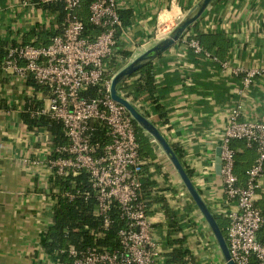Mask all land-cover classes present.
<instances>
[{
  "label": "crops",
  "instance_id": "0c3cea01",
  "mask_svg": "<svg viewBox=\"0 0 264 264\" xmlns=\"http://www.w3.org/2000/svg\"><path fill=\"white\" fill-rule=\"evenodd\" d=\"M118 1L120 13H130L117 42L119 52L128 55L114 56L122 67L163 38L155 34L159 24L185 18L199 0ZM50 19L38 6L23 0H0V38L19 39L32 29L47 27ZM189 38L198 39L210 53L216 50L218 60H229L233 66L264 68V0H212L180 39L144 63L154 70L158 99L143 94L135 103L168 142L182 150V162L191 170L195 187L213 214H222L227 224L223 211L233 203L226 201L221 178L215 172V149L220 145L226 112L233 104H242L240 119L264 120V74L255 77L242 95L238 91L241 77L222 72L217 61L195 54L186 45ZM136 71L123 81L135 82L139 78ZM26 80L4 64L0 69V264L52 263L39 245L52 223L51 135L45 129H29L22 120L25 101L35 90ZM155 107L165 113V122ZM153 152L152 162L158 167L149 166L156 181L152 194L164 195L183 230H189L187 235L183 230L178 235L185 234L193 261L223 264L209 226L178 185L171 163L162 152L154 148ZM255 204L264 211V174ZM150 211L155 236L163 239L166 218L160 203H152Z\"/></svg>",
  "mask_w": 264,
  "mask_h": 264
},
{
  "label": "built area",
  "instance_id": "2783aa9c",
  "mask_svg": "<svg viewBox=\"0 0 264 264\" xmlns=\"http://www.w3.org/2000/svg\"><path fill=\"white\" fill-rule=\"evenodd\" d=\"M55 2L64 11L62 32L50 37L45 45L10 46L4 65L15 75L31 78L44 89L34 90L28 97V103L40 102L27 108L31 116L46 115L62 123L67 143L55 146L53 156L50 150V171L59 175L86 172L94 199L92 212L99 219L97 227L106 230L115 219L121 221L112 245L85 249L71 245L60 251L66 252L67 264H171L165 260L163 239L155 236L147 203L141 198L139 177L145 160L139 155L132 117L110 96L111 79L123 67L121 61L114 66L110 63L119 50L117 32L123 27L120 3L88 0V22L99 29L89 39L83 36L84 24L77 14L82 0H23L24 4L38 6L45 12L51 18L46 22L49 25L55 21L41 5ZM179 21L159 24L155 34L166 36ZM186 45L195 54L217 61L222 72L240 76L238 91L242 95L255 77L264 74L263 67L242 68L231 65L229 60H218L196 38L187 39ZM89 86H96L99 92L91 99L82 96ZM119 86L118 94L125 97ZM241 113V103L228 108L219 145L221 185L226 201L233 203L223 211L227 220L226 242L234 264H264V244L257 238L264 217L255 204L259 179L264 174V120L240 119ZM98 124L108 137L104 144L91 139ZM232 140H243L257 154L243 183H239L234 173ZM62 195L69 199L75 196L70 191H63ZM182 264L192 263L186 260Z\"/></svg>",
  "mask_w": 264,
  "mask_h": 264
},
{
  "label": "trees",
  "instance_id": "16d2710c",
  "mask_svg": "<svg viewBox=\"0 0 264 264\" xmlns=\"http://www.w3.org/2000/svg\"><path fill=\"white\" fill-rule=\"evenodd\" d=\"M44 10L47 11L50 16L52 15L56 25L50 23L49 26H39L37 29H32L23 34L19 39L16 37L6 39L0 38V69L3 67L6 59L7 51L10 46L17 45L19 43H31L34 45H45L49 42L50 37L62 32L64 27V11L60 3H48L41 5ZM88 0H82L80 7L77 9L79 18L83 21L84 31L83 36L92 39L98 34L99 29L88 22ZM130 13L125 11L120 13L122 23H126ZM120 35V31L117 32V38ZM33 39V40H32ZM19 40V41H18ZM200 42V41H199ZM209 42L212 44L213 41ZM201 45L202 42H200ZM204 46V45H203ZM206 48V46H204ZM211 50L210 48H207ZM121 56H127L126 52H118ZM212 55H217L216 50H211ZM204 59L203 55H199ZM111 65H115L117 60L113 57L110 59ZM136 72L139 73V78L133 82L128 83L122 81L119 89L123 92L124 96L128 98L132 103H136V100L143 94H147V97L153 101H156L157 90L154 82V70L151 64H144ZM27 83L34 87L35 90L43 89L40 85L34 83L31 78H27ZM44 91V89H43ZM99 94L96 86H89L82 92V96L88 99L94 98ZM26 99L24 105V112L21 113L23 122L29 129H45L51 135L50 156L54 155L53 149L60 144H66L67 138L65 136L62 123L59 120L50 118L46 115L38 117L31 116L27 110L30 106L39 105V101H30L28 103ZM158 111L161 122H165V113L160 111L158 107H155ZM133 126L136 133V139L139 144V155L145 160V164L142 166L140 172V194L141 198L147 203V213H150V206L152 203L158 202L161 205V211L166 218V232L163 235V243L166 249L165 260L171 264H182L186 260H189L192 264L193 261L191 252L186 244V236L178 235L183 230L184 226L179 221V217L170 208L169 203L164 195L154 196L152 194V188L156 185V181L153 179V171L149 170L150 165H154L157 168V164L153 161L155 153L151 146L149 138L144 134L143 129L136 124L132 119ZM154 123V122H153ZM155 124V123H154ZM92 142L100 141L101 144L108 142V137L104 133L102 125L95 126L91 136ZM175 154L183 164L189 177L192 176L191 170L182 162V150L175 144H171ZM231 146L235 149V163L234 173L238 178L239 183H243L246 178L247 170L254 164L257 154L254 148H248L243 140H232ZM50 202L51 206V218L52 223L45 231L44 236L39 242L40 247L50 259H56L59 262L68 263V257L66 252H61V249H67L69 246H74L77 249H85L88 246L95 245H112L114 243L115 231L118 226L121 225V221L115 219L110 228L106 230L99 229V219L93 215L94 199L91 194V189L88 183V174L81 171L75 175H59L53 173L50 176ZM63 191H70L75 194L74 198L69 199L62 195ZM87 192L89 195L87 196ZM264 217V211H261ZM217 223L226 237V222L220 214H214ZM114 216V214H113ZM263 231L264 225L261 226L259 232ZM259 241L264 244V235L258 233ZM70 264V263H69Z\"/></svg>",
  "mask_w": 264,
  "mask_h": 264
},
{
  "label": "water",
  "instance_id": "95a60500",
  "mask_svg": "<svg viewBox=\"0 0 264 264\" xmlns=\"http://www.w3.org/2000/svg\"><path fill=\"white\" fill-rule=\"evenodd\" d=\"M212 0H199L193 9L189 12L188 16L181 19L177 25L162 39L157 41L154 45L144 50L142 53L134 57L130 62L124 65L116 74L112 77L110 83V96L113 100L123 105L132 119L140 126L145 135L151 139V145L156 152H162L169 162L171 163L173 169L181 179L183 185L185 186L188 195L190 196L193 203L196 205L200 213L202 214L204 220L209 226L216 243L220 249L221 255L223 257L225 264H234L231 259L226 238L222 233L217 220L210 210L209 206L199 193L198 189L195 187L191 178L187 174L183 164L175 154L171 144L168 142L166 137L162 134L159 128L150 121L137 107L129 101L127 98L118 94V85L126 78L132 75L137 69H139L142 64L155 58L170 46H172L178 39H180L185 32V30L193 24L197 18L202 14L204 9ZM221 147L217 146L215 149V172L220 174L221 169V158H220Z\"/></svg>",
  "mask_w": 264,
  "mask_h": 264
},
{
  "label": "rangeland",
  "instance_id": "374dc122",
  "mask_svg": "<svg viewBox=\"0 0 264 264\" xmlns=\"http://www.w3.org/2000/svg\"><path fill=\"white\" fill-rule=\"evenodd\" d=\"M49 24H47V26H48ZM174 172H175V170H174ZM177 175V174H176ZM178 176V175H177ZM178 185H180V186H182V190L183 191H185L187 194H188V192H187V190H186V188H185V186L183 185V183H182V181H181V179L179 178V176H178ZM195 205V204H194ZM195 207H196V205H195ZM196 209H197V211L199 212V215L202 217V219L204 220V218H203V216H202V214L200 213V211L198 210V208L196 207ZM218 213H220V212H218ZM221 216H222V214H220ZM206 222V221H205ZM193 225H196V223H194L193 222ZM195 227H197V225L195 226ZM189 230H187V229H184L183 230V232L187 235L189 232H188ZM213 235V234H212ZM213 238H214V236H213ZM226 238V237H225ZM214 240H215V238H214ZM215 242H216V240H215ZM217 244V243H216ZM218 246V245H217ZM219 248V247H218ZM219 251H220V249H219ZM221 253V252H220ZM50 261V263L51 264H56L55 262H53L52 261V259H50L49 260Z\"/></svg>",
  "mask_w": 264,
  "mask_h": 264
}]
</instances>
